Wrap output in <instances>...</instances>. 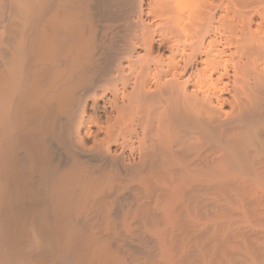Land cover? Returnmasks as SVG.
<instances>
[{"label":"bare ground","instance_id":"bare-ground-1","mask_svg":"<svg viewBox=\"0 0 264 264\" xmlns=\"http://www.w3.org/2000/svg\"><path fill=\"white\" fill-rule=\"evenodd\" d=\"M0 264H264V0H0Z\"/></svg>","mask_w":264,"mask_h":264}]
</instances>
